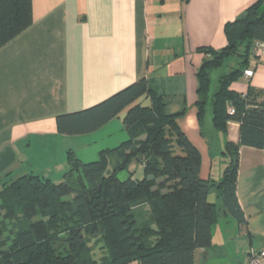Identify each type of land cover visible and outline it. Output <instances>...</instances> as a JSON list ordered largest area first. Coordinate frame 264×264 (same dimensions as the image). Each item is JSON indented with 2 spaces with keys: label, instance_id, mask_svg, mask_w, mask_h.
Segmentation results:
<instances>
[{
  "label": "trees",
  "instance_id": "trees-1",
  "mask_svg": "<svg viewBox=\"0 0 264 264\" xmlns=\"http://www.w3.org/2000/svg\"><path fill=\"white\" fill-rule=\"evenodd\" d=\"M261 5L257 0L224 24L223 47L197 48L204 54L195 73L200 134L211 146L203 126L207 106L212 130L224 134L229 122L239 124V140H225L218 151L225 158L218 180L200 178L199 151L176 122L181 113H169L163 97L140 77L88 108L55 118L59 133L78 135L123 112L127 138L117 146L86 162L67 150L69 167L57 183L32 171L1 181L0 264H194L195 250L211 246L218 218L209 200L213 190L225 212L245 225L236 197L239 149L264 145V91L249 86L240 93L230 85L249 67L255 42L264 41ZM31 22V0H0V47ZM132 163L142 165L141 178L129 173ZM93 238L105 251L99 258L90 247Z\"/></svg>",
  "mask_w": 264,
  "mask_h": 264
},
{
  "label": "crops",
  "instance_id": "crops-1",
  "mask_svg": "<svg viewBox=\"0 0 264 264\" xmlns=\"http://www.w3.org/2000/svg\"><path fill=\"white\" fill-rule=\"evenodd\" d=\"M256 1L31 0V24L0 47V184L28 171L52 181L60 174L62 180L67 150L92 161L125 140L123 112L78 135L59 133L55 118L88 108L140 77L163 97L169 113H181L176 122L199 151L200 178L218 180L223 169L215 174V160L225 164L218 151L225 140H239V124L229 122L221 134L212 130L205 110L203 126L217 149L211 152L194 104L195 73L204 56L197 48L223 47L224 24ZM248 68L252 76L243 74L230 88L264 91V41ZM128 171L142 177L139 163ZM211 193L218 218L211 246L195 250L194 264H250L248 253L264 249V145L239 149L236 197L245 225L225 212L216 190Z\"/></svg>",
  "mask_w": 264,
  "mask_h": 264
},
{
  "label": "rangeland",
  "instance_id": "rangeland-1",
  "mask_svg": "<svg viewBox=\"0 0 264 264\" xmlns=\"http://www.w3.org/2000/svg\"><path fill=\"white\" fill-rule=\"evenodd\" d=\"M262 9H264V5L262 6ZM227 70V68H226V66L225 67H223V69H222V71H226ZM217 75H218V71H213L212 73H211V79H212V89H214L215 87H216V77H217ZM143 103H146V102H144L143 101ZM208 111H209V107L207 106L206 107V116L208 117L209 115H208ZM208 133V132H207ZM212 147H213V149H214V153H216V151H217V149L215 148V143H213L212 144ZM28 154L27 155H32L33 156V154H35V152H34V149L32 150V151H29V152H27ZM57 155V154H56ZM31 157V156H30ZM216 162H215V168H214V172H215V174H216V170L217 169H223V166H224V163L222 162V161H218V159H216L215 160ZM19 174H15V175H13L12 177H11V179H14L15 177H17ZM53 175V174H52ZM119 178L120 179H124L126 176H127V172L126 171H122V172H120L119 173ZM60 174H54L53 175V181L54 182H56L57 183V181L59 182L61 179H60ZM217 180V179H216ZM215 197H216V194L215 193H211L210 195H209V200H211V201H215ZM90 247H91V249H92V251H93V255H94V257H96V258H99L101 255H104L105 254V251H103V248H100V243L98 242V240H96L95 238H93L92 240H90Z\"/></svg>",
  "mask_w": 264,
  "mask_h": 264
},
{
  "label": "built area",
  "instance_id": "built-area-1",
  "mask_svg": "<svg viewBox=\"0 0 264 264\" xmlns=\"http://www.w3.org/2000/svg\"><path fill=\"white\" fill-rule=\"evenodd\" d=\"M262 45V42H255L253 46V53H257ZM253 70L250 68H247L243 71V74L247 77L252 76ZM228 112L233 113V109L231 107H228ZM247 259L250 264H264V249L259 250H251L248 255Z\"/></svg>",
  "mask_w": 264,
  "mask_h": 264
},
{
  "label": "water",
  "instance_id": "water-1",
  "mask_svg": "<svg viewBox=\"0 0 264 264\" xmlns=\"http://www.w3.org/2000/svg\"><path fill=\"white\" fill-rule=\"evenodd\" d=\"M227 105H228V107H230V106H231V103H230V102H228V103H227Z\"/></svg>",
  "mask_w": 264,
  "mask_h": 264
}]
</instances>
